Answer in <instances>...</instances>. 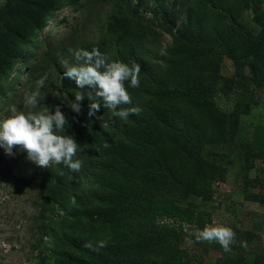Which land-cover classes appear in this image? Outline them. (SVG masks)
Masks as SVG:
<instances>
[{
  "label": "rangeland",
  "instance_id": "1",
  "mask_svg": "<svg viewBox=\"0 0 264 264\" xmlns=\"http://www.w3.org/2000/svg\"><path fill=\"white\" fill-rule=\"evenodd\" d=\"M5 1L0 0V5ZM193 3L194 0H62L40 32L26 42L23 56L17 60L14 70L0 77V119L11 115V106L25 113L43 110L54 113L59 105L67 124L58 134L65 131L66 135L73 136L80 129V123L77 112L70 105L75 100L74 93L79 90L64 87L58 70V66L65 70L62 61L76 63L69 49H84L90 43L101 41L111 18L136 17L148 37L134 57L146 61L147 77H141L140 72L139 79L145 87H150L163 70L169 58L168 48L177 30L188 19ZM199 10V19L190 30L194 38L208 43L233 31L241 37L232 39L236 44L242 45L250 38L264 49V0H214L209 9ZM106 43L113 53L111 41ZM222 47L217 45L216 51ZM219 63L223 83L215 85L213 90L214 94L218 91L216 102L221 109L230 117L239 109L247 113L251 107L264 110V86L248 77L237 78L233 59L225 52ZM250 71L247 66L246 75L249 76ZM45 74L47 80L40 89L37 107H25V93L34 91L36 82ZM148 103L166 112L167 120L174 123L178 134L180 132L178 142L187 151L193 148L199 154L202 145L207 148L206 152L201 151L204 154L201 156L213 170L208 169L211 191L207 197L189 194L187 202H183L210 218L209 222L196 221L185 226L181 245L189 250L192 264H223L234 254L260 253L264 249V127L256 126L259 118L248 117L236 125L235 133L227 134L223 143L209 144L203 140L202 121L195 104L191 106L179 96L153 97ZM102 123L107 131L126 126L125 120L106 108ZM187 139L194 145L187 143ZM117 141L126 150H145L143 145L132 146L118 137ZM83 142L89 146L88 151L85 153L79 148L74 159L82 161L81 169L88 167L78 189L81 195H86L98 188L93 179L92 161L95 155L102 156L99 146L90 143L87 134ZM147 146L159 151L163 145L150 141ZM102 159L106 161L105 157ZM164 162L166 165L170 161L164 157ZM58 166L41 168L28 160L27 153L21 149L15 148L9 155L0 147V264H49L45 255L53 241L45 228L59 211L56 204L47 202L44 209L42 203L47 194L46 179L52 177ZM121 173L126 175L124 170ZM95 174H98L97 166ZM161 221L177 225L172 219L162 218ZM205 225L230 227L236 234L231 251H224L216 242H197L194 233ZM104 229L96 222L85 224L87 236L94 241L108 239ZM242 241L246 242V247L241 245Z\"/></svg>",
  "mask_w": 264,
  "mask_h": 264
},
{
  "label": "trees",
  "instance_id": "2",
  "mask_svg": "<svg viewBox=\"0 0 264 264\" xmlns=\"http://www.w3.org/2000/svg\"><path fill=\"white\" fill-rule=\"evenodd\" d=\"M213 1L194 0L188 19L168 48L169 58L163 70L150 87H145L143 81L137 88L125 82L132 103L120 105L117 111L132 107L141 110L139 115H130L125 120V127L105 130L102 123L105 108L103 101L95 97V90L78 89L58 66L63 86L86 95L77 113L80 129L73 135L74 139L86 153L89 146L83 141L87 134L90 143L99 146V154L106 161L95 155L92 171L98 188L86 195L78 190L80 180L86 177V166L75 172L59 164L52 177L46 179L47 194L42 205L46 209L47 202L56 204L59 211L45 228L53 241L45 255L49 264H192L189 250L181 245L185 226L196 221L209 222L210 218L183 202H187L189 194L208 196L210 170H213L201 156L204 155L201 151H207L205 145L199 154L193 148L187 151L178 142L180 132L174 123L167 120L164 110L150 106L149 98L179 96L191 106L195 104L202 121L203 140L209 144L223 143L227 134L235 133L236 125L250 116L259 118L256 126L264 127V110L251 107L247 113L239 109L230 117L216 102L218 91L214 94L213 87L223 83L219 68L223 52L233 59L237 78L248 77L264 86V49L250 38L237 45L232 40L238 37L233 31L229 34L232 38L228 35L208 43L194 38L190 30L199 19V9H209ZM61 2L6 0L0 5V77L14 70L26 42L40 32ZM133 19L124 15L109 19L101 41L86 45L84 50L98 49L109 60L129 66L138 64L141 77H147L146 61L136 60L134 54L144 47L148 33ZM108 40L113 53L107 47ZM217 45H222V50L216 51ZM247 66L251 69L249 76L245 72ZM89 91L93 92L95 102L101 104L100 110L91 116ZM117 137L132 146L143 145L145 150H126L119 146ZM150 141L160 142L161 150L149 148ZM187 143L194 145L190 139ZM164 157L170 161L166 165ZM95 166L100 175L95 174ZM162 218L172 219L177 225L164 223ZM94 222L102 225L108 236L106 246L98 251L85 247L88 242L95 247L100 241L92 240L85 232V224ZM223 264H264V249L256 254H234Z\"/></svg>",
  "mask_w": 264,
  "mask_h": 264
},
{
  "label": "clouds",
  "instance_id": "3",
  "mask_svg": "<svg viewBox=\"0 0 264 264\" xmlns=\"http://www.w3.org/2000/svg\"><path fill=\"white\" fill-rule=\"evenodd\" d=\"M75 64L62 61L65 71L64 77L75 82L78 89H94L95 97L103 101V108L112 111V114L120 119L127 120L130 115H139L140 109L132 107L120 109L122 104H131L132 98L125 87V82L137 88L140 85V66H129L121 61L109 60L98 49L91 51L79 49L72 50ZM47 74L36 82V88L30 93H25L24 106L35 109L38 105L40 89L45 85ZM75 100L70 105L77 113L81 110V102L85 99L83 92L74 93ZM89 115H94L101 108V104L93 99V92H88ZM11 115L0 119V147H3L9 155L13 149L19 148L27 153V158L38 167L50 168L53 164H63L72 171L79 172L82 161L74 159L79 150V144L71 135H60L67 124V119L59 105L55 112L43 111H17L16 106H11ZM108 147L107 144L104 145ZM197 242L218 243L224 251H231V245L235 242V232L223 225H205L194 233ZM106 241L98 242L93 246L91 242L85 247L98 251L106 246ZM241 245L246 247L245 241Z\"/></svg>",
  "mask_w": 264,
  "mask_h": 264
}]
</instances>
